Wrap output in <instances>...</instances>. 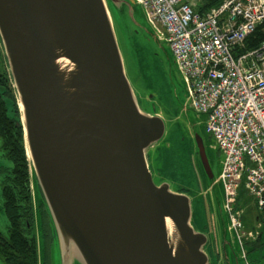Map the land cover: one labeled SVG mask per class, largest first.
<instances>
[{
    "label": "water",
    "instance_id": "1",
    "mask_svg": "<svg viewBox=\"0 0 264 264\" xmlns=\"http://www.w3.org/2000/svg\"><path fill=\"white\" fill-rule=\"evenodd\" d=\"M137 5L0 0V40L18 95L33 198L41 197L39 190L44 197L58 264H210L209 235L193 222L194 198L153 179L148 150L164 138L166 125L159 112L142 107L115 32V15L128 32L143 27ZM145 18L150 35L170 49L147 13ZM170 52L186 86L187 108L196 111ZM194 132L229 248L223 162L216 178L206 138Z\"/></svg>",
    "mask_w": 264,
    "mask_h": 264
},
{
    "label": "built area",
    "instance_id": "2",
    "mask_svg": "<svg viewBox=\"0 0 264 264\" xmlns=\"http://www.w3.org/2000/svg\"><path fill=\"white\" fill-rule=\"evenodd\" d=\"M166 38L194 109L223 154L221 180L231 230L244 238L242 191L264 226V42H245L264 24V0H225L204 14L200 0H136Z\"/></svg>",
    "mask_w": 264,
    "mask_h": 264
},
{
    "label": "rangeland",
    "instance_id": "3",
    "mask_svg": "<svg viewBox=\"0 0 264 264\" xmlns=\"http://www.w3.org/2000/svg\"><path fill=\"white\" fill-rule=\"evenodd\" d=\"M135 10L136 18L143 27H138V31L128 32L121 19L115 15V32L127 78L136 95L141 99L142 107L151 114H154L155 111L159 112L166 125L164 138L148 150L153 179L158 185L167 183L173 191L183 190L194 198L192 204L194 226L200 232L209 235V247L212 243L217 244L218 247L215 246V249L219 248L220 250L218 249L219 252L215 250L217 252L215 258L223 261L225 253L223 255L221 226H219L215 200L211 192L207 193L210 184L201 168L194 130L206 138L208 156L216 178L220 174L224 156L220 151L214 149L212 138L210 139L206 135L205 117L189 107L187 108L186 86L182 76L175 68L170 49L150 35L151 29L146 21L144 8L137 5ZM0 51H3L1 40ZM7 85L10 96L15 97L18 103L13 79ZM12 168V162L3 157V152L0 149V232L5 236L8 235L9 222L3 208L4 199L1 189L6 174L2 171ZM217 189L222 193L221 186H218ZM38 205L39 246H41L42 255H45L47 249L50 263L58 264L59 253L54 226L47 209L41 211L42 205L40 203ZM45 213L47 217L43 221ZM257 217L258 212L254 209L246 220V229L250 232L255 230L253 233L259 235L262 233V229L258 227ZM244 231L246 232L245 229ZM231 235L236 237L233 231ZM233 246L237 247V244L233 243ZM209 251L211 253V250ZM228 258L229 264H233V259L230 256ZM0 264H4L1 258Z\"/></svg>",
    "mask_w": 264,
    "mask_h": 264
},
{
    "label": "trees",
    "instance_id": "4",
    "mask_svg": "<svg viewBox=\"0 0 264 264\" xmlns=\"http://www.w3.org/2000/svg\"><path fill=\"white\" fill-rule=\"evenodd\" d=\"M225 0H200L196 11L204 14L210 9L219 6ZM264 42V24L259 26L252 36L245 42V49H254ZM7 59L3 51H0V139L7 155L14 162L10 179L4 189L6 199V213L9 218V235L0 233V258L5 264H43V252L33 234L37 226L36 214L33 210V195L30 194L31 176L29 162L26 154L24 131L15 125V121L21 120L20 109L15 97L10 96L8 82L12 80L7 67ZM15 91V90H14ZM15 96V95H14ZM14 98V99H13ZM37 197L36 203L45 205L44 197ZM251 200L242 191L240 201ZM254 211V207H248L244 215V225L248 216ZM30 224V229L27 228ZM40 235V233H39ZM38 238V237H37Z\"/></svg>",
    "mask_w": 264,
    "mask_h": 264
},
{
    "label": "flooded vegetation",
    "instance_id": "5",
    "mask_svg": "<svg viewBox=\"0 0 264 264\" xmlns=\"http://www.w3.org/2000/svg\"><path fill=\"white\" fill-rule=\"evenodd\" d=\"M18 122L19 121H15V125L18 128H20L18 126ZM0 143H1L0 149L3 152V157H5L6 159L10 160L12 162V164H13L14 162L7 155V152L4 149V147H3V143H2L1 139H0ZM13 167H14V165H13ZM12 170H13V168L11 170L7 169L6 171H2V173L4 172L6 174L5 182H4V185H3L2 189H1L2 190V196H3V199H4V207L3 208H4L6 216H7V213H6V199H5V196H4V189H5L6 185H7V182L10 179V176H11L10 173H12ZM29 189H30V194H31V191H32L31 183H30ZM31 195H33V191H32ZM38 209H39V205L36 203V200L33 198L34 215L36 214L37 226L40 228ZM43 209H45L44 205L41 206L40 210L42 211ZM46 213L43 216V221H44V218L47 217ZM7 219H8V222H9L8 216H7ZM9 225H10V222H9ZM27 228L30 229V224L29 223H27ZM245 230H246V232H245L244 238L242 239V242H240L237 239V237L232 236L233 241L231 242V246H229V248L227 247L225 249H224V246H222L223 255L225 253L228 256H230V258L233 259L235 264H264V229L262 230V233L259 234V235H257V233H251L247 229H245ZM39 233L40 232L38 231V228L36 227V229L34 230L33 234H36V239H37V243H38L37 244L38 245V249H39V238H40ZM8 235H9V229H8ZM8 235L7 236L3 235V236L8 237ZM233 243L237 244V247H235L236 245L233 246ZM216 245H215V243H212V245H210V247H209V250H211V253H209L210 254V264H218V263L227 264L226 260H225L226 256L223 257V261H220L219 258H217V259L215 258V255L217 254V252H219L218 251L219 248L215 249ZM216 247H218V246H216ZM215 250H217V252ZM43 260H44L43 264H51L49 256H48V253H47V249L45 250V255L43 256ZM224 261H225V263H224Z\"/></svg>",
    "mask_w": 264,
    "mask_h": 264
},
{
    "label": "bare ground",
    "instance_id": "6",
    "mask_svg": "<svg viewBox=\"0 0 264 264\" xmlns=\"http://www.w3.org/2000/svg\"><path fill=\"white\" fill-rule=\"evenodd\" d=\"M169 230L172 231V224L168 222Z\"/></svg>",
    "mask_w": 264,
    "mask_h": 264
}]
</instances>
